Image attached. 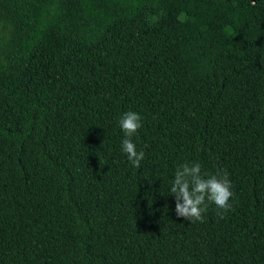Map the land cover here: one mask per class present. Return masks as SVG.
Returning <instances> with one entry per match:
<instances>
[{"label": "trees", "instance_id": "obj_1", "mask_svg": "<svg viewBox=\"0 0 264 264\" xmlns=\"http://www.w3.org/2000/svg\"><path fill=\"white\" fill-rule=\"evenodd\" d=\"M185 162L222 219L176 216ZM0 264H264V0H0Z\"/></svg>", "mask_w": 264, "mask_h": 264}, {"label": "clouds", "instance_id": "obj_2", "mask_svg": "<svg viewBox=\"0 0 264 264\" xmlns=\"http://www.w3.org/2000/svg\"><path fill=\"white\" fill-rule=\"evenodd\" d=\"M141 119L137 112L127 111L118 121L124 134L121 150L134 168H139L145 158V152L138 151L132 139L142 126ZM231 188L226 171L209 174L202 172L200 163L185 162L177 167L170 187L175 197V214L188 222H203L209 205H214L222 219L231 210Z\"/></svg>", "mask_w": 264, "mask_h": 264}]
</instances>
